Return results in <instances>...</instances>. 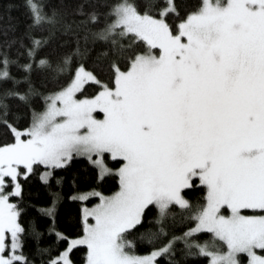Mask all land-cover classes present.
<instances>
[{
  "label": "snow or ice",
  "instance_id": "1",
  "mask_svg": "<svg viewBox=\"0 0 264 264\" xmlns=\"http://www.w3.org/2000/svg\"><path fill=\"white\" fill-rule=\"evenodd\" d=\"M25 6L30 30L14 59L0 53V264H77L75 252L79 264H264V0L93 5L62 27L95 26V57L79 41L45 53L56 33L35 30L56 13ZM76 157L119 187L74 194L70 231L57 172ZM37 171L51 193L44 224L21 208L22 178Z\"/></svg>",
  "mask_w": 264,
  "mask_h": 264
},
{
  "label": "trees",
  "instance_id": "2",
  "mask_svg": "<svg viewBox=\"0 0 264 264\" xmlns=\"http://www.w3.org/2000/svg\"><path fill=\"white\" fill-rule=\"evenodd\" d=\"M42 2L47 5L48 15H52L53 12L56 13L57 21L55 25L46 21L43 28L35 30L38 34L45 36L48 35V31L45 29L54 30L56 33V40L49 48H45L44 52L48 53L51 47L61 41L66 42L71 47H75L76 42L79 41V44L88 48L91 51V56L95 57L96 51L100 48V44L94 35L95 26L76 24L71 32H65L62 26L72 25L74 21H84L86 19L85 13L90 11L93 5H99L100 7H97L96 11L103 15L108 11L107 6L114 4L116 0H42ZM136 2L145 5L156 3L157 0H136ZM178 2L187 6L196 3L197 0H178ZM30 23L25 0H0V53H7L10 58L14 59L19 47L18 40L24 36L26 31L30 30ZM10 71L17 78L22 75L20 69L15 65H10ZM33 75L37 82L42 80L40 75ZM5 86L0 83V88ZM85 94H94V89L89 88ZM106 159L109 167L113 169L118 168L120 163H122V161L116 162L109 156ZM57 175L63 178L62 184L57 189L61 196L57 207V221L61 228H66L70 231L78 230L80 227L81 204L78 200L73 199L74 194L88 191L93 187H97V185H99V190L105 191L106 194H111L119 187L118 178L111 174L100 184L94 178V167L85 157L74 158L70 166L58 171ZM22 182L23 203L21 208L24 209L23 219L25 223L32 221H39L41 224L46 223L40 209L44 208L49 202L51 194L49 188L41 181L39 171L31 175L30 178H22ZM189 196L194 199L198 198L201 196V191L198 188L196 192L190 193ZM89 199L91 204L96 203L95 198L90 197ZM153 214L154 210L149 212L146 219L150 220ZM147 226L145 225V227ZM201 239H209V237L205 235ZM33 247V242L29 240L25 251ZM145 250L144 242L141 241L137 245V251L142 254ZM81 255L82 252L74 253L77 264H79ZM161 264H165V261L162 260ZM187 264H206V261L202 257L189 258Z\"/></svg>",
  "mask_w": 264,
  "mask_h": 264
},
{
  "label": "rangeland",
  "instance_id": "3",
  "mask_svg": "<svg viewBox=\"0 0 264 264\" xmlns=\"http://www.w3.org/2000/svg\"><path fill=\"white\" fill-rule=\"evenodd\" d=\"M102 117V113L99 114ZM110 157V156H109ZM111 158V157H110ZM249 214H259V213H249Z\"/></svg>",
  "mask_w": 264,
  "mask_h": 264
}]
</instances>
